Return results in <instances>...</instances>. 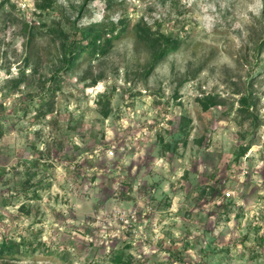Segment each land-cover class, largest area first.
Instances as JSON below:
<instances>
[{
	"label": "rangeland",
	"instance_id": "rangeland-1",
	"mask_svg": "<svg viewBox=\"0 0 264 264\" xmlns=\"http://www.w3.org/2000/svg\"><path fill=\"white\" fill-rule=\"evenodd\" d=\"M7 1L0 242L26 239L38 250L13 264H112L117 255L129 264H264V0H52L39 15L42 0ZM120 20L128 31L105 56L85 55L53 112L39 116L41 80L56 69L61 46L37 34L25 68L31 26L75 35ZM139 22L183 40L149 77ZM14 79L23 80L19 90ZM249 93L254 107L246 109L239 100ZM39 158L25 194L26 165Z\"/></svg>",
	"mask_w": 264,
	"mask_h": 264
},
{
	"label": "trees",
	"instance_id": "trees-1",
	"mask_svg": "<svg viewBox=\"0 0 264 264\" xmlns=\"http://www.w3.org/2000/svg\"><path fill=\"white\" fill-rule=\"evenodd\" d=\"M9 3L7 0H0V12L5 9L6 4ZM54 1L52 0H42L38 5V9H35L36 14H41L44 11L48 10ZM128 31L127 20H120L117 23L112 21L109 22H98L90 24L84 30H76V34L72 35L63 28L61 25H58L56 28L45 29L41 26H31V29L27 33V44H26V57L24 60V67L29 68L32 62V55L30 52V45L33 39L37 34H46L52 35L55 39L60 41V49L58 53L57 60L59 61L56 65V69L52 71L51 75L48 78H43L42 88L43 90L39 94L41 97V103L38 108V114L42 118L46 117L47 114L53 112L54 99L57 92L61 91L62 84L65 79V76H68V73H72L79 63L85 59V55L90 58H100L108 54L113 46V43L119 40L124 33ZM136 40L137 44L143 47L150 55V62L147 68L144 70V75L149 77L156 70L157 66L168 58L169 55L176 53L180 50L182 46V38L176 34L167 35L161 31L160 25L157 24V28L148 25L145 22H139L135 27ZM264 52V40L261 41L257 48V55H260ZM199 71L193 74V77L196 78ZM103 77L99 76L96 79L102 81ZM13 83V88L19 90L23 80L14 79L11 81ZM250 84V83H249ZM251 85V84H250ZM251 93L244 94L239 102L241 106L246 109L254 107V101L252 100ZM110 104L108 103L101 109V117L103 119H108L111 115ZM0 109H3L0 106ZM190 121L184 117L182 120V133L184 141L187 140L189 131L187 128ZM4 136L3 127L0 124V140ZM250 145L247 147H241L237 153V160L243 158L249 150ZM36 149V147H35ZM44 154V153H42ZM45 154L49 157L50 150L46 149ZM43 158L34 160L31 164L26 165V179L23 183L22 191L26 194L30 188L35 186L31 185L32 180L38 175V172L33 171L32 169L39 167ZM50 166V164L48 165ZM51 167V166H50ZM43 182L39 181V186L43 189ZM38 193L36 190L33 192L32 198H37ZM30 200V198H27ZM28 205L23 204L20 209L23 212L29 214L27 210ZM33 245L32 242L22 239L19 242L15 239L5 238L0 242V264H13L14 261H17L19 257L23 254L29 253L34 255L36 249H30ZM255 256H253V259ZM261 256L256 255L255 259H259ZM112 264H129V262H124L122 255H117L112 260ZM259 264V263H257Z\"/></svg>",
	"mask_w": 264,
	"mask_h": 264
},
{
	"label": "built area",
	"instance_id": "built-area-1",
	"mask_svg": "<svg viewBox=\"0 0 264 264\" xmlns=\"http://www.w3.org/2000/svg\"><path fill=\"white\" fill-rule=\"evenodd\" d=\"M110 154L113 155V152L111 151ZM226 195L227 197H231V195H233V192H227Z\"/></svg>",
	"mask_w": 264,
	"mask_h": 264
}]
</instances>
